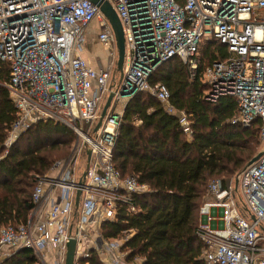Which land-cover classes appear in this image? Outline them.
Instances as JSON below:
<instances>
[{"label":"built area","instance_id":"1","mask_svg":"<svg viewBox=\"0 0 264 264\" xmlns=\"http://www.w3.org/2000/svg\"><path fill=\"white\" fill-rule=\"evenodd\" d=\"M106 1L124 36L119 80L114 33L90 0H0V61L8 64L3 86L15 111L5 150L40 121L64 124L76 137L65 158L36 176L27 221L0 227V248L8 250L0 261L30 248L35 264H64L67 243L74 238L73 264H90L92 255L102 264H140L138 257L130 261L123 248L129 233L106 238L102 230L121 210L135 212V196L150 192L137 176L122 177L113 165L124 110L136 93H147L190 134L185 113L170 106L166 87L151 84L149 77L178 57L193 78L201 43L208 38L224 45L227 56L202 68L206 98L233 97L237 114L232 122L249 126L258 120L264 141V0ZM93 20L108 55L100 68L81 56ZM112 80L114 95L95 131ZM196 236L207 264H264V154L241 170L237 187L220 179L209 182Z\"/></svg>","mask_w":264,"mask_h":264},{"label":"trees","instance_id":"2","mask_svg":"<svg viewBox=\"0 0 264 264\" xmlns=\"http://www.w3.org/2000/svg\"><path fill=\"white\" fill-rule=\"evenodd\" d=\"M198 71L192 78L188 65L178 57L162 63L151 84H163L168 103L183 111L187 133L174 113L153 96L136 93L126 104L113 151V165L122 177L135 175L150 192L135 196V212L121 210L117 220L102 226L106 238L130 237L123 248L131 261L140 264H207L201 258L202 242L196 236L199 211L207 186L213 179L232 183L257 152L259 121L249 126L232 122L237 114L231 96L207 99L202 68L226 58L224 45L204 40ZM8 64L0 61V227L27 221L33 208L37 175L45 174L54 150L70 147L74 133L64 124L40 121L33 124L8 149L4 140L14 119L8 90ZM30 248H21L0 264H35ZM90 264H102L92 255Z\"/></svg>","mask_w":264,"mask_h":264},{"label":"water","instance_id":"3","mask_svg":"<svg viewBox=\"0 0 264 264\" xmlns=\"http://www.w3.org/2000/svg\"><path fill=\"white\" fill-rule=\"evenodd\" d=\"M94 5H96L100 12L105 16L107 19L108 23L110 24L112 31L114 33L115 37V42H116V49H117V62H116V71L119 74L118 80L122 76V66H123V61H124V36L121 28V23L119 21V18L117 14L115 13L114 9L111 7V5L106 1V0H90ZM116 83L115 80H112L111 86L109 87V91L107 93L106 99L102 105L101 108V113L98 119V122L94 128L96 131L98 127L101 124V121L103 117L105 116L107 109L112 101L113 98V90H114V84ZM87 154V161L89 160L90 157V151H86ZM264 154V151L258 152L247 164L251 165L254 162H256L261 156ZM84 175V174H83ZM235 187H237L238 184V178L235 179ZM79 194L80 192L76 193V199H75V205L77 206L78 204V199H79ZM75 239L71 238L69 239L67 243V250H66V257H65V263L64 264H73V257L75 253ZM21 248L17 249L15 252L19 251Z\"/></svg>","mask_w":264,"mask_h":264},{"label":"crops","instance_id":"4","mask_svg":"<svg viewBox=\"0 0 264 264\" xmlns=\"http://www.w3.org/2000/svg\"><path fill=\"white\" fill-rule=\"evenodd\" d=\"M100 31V26L96 20H93L88 26L86 42L81 56L93 68L104 67L107 64L108 55L103 46L97 40V34ZM95 49V51H94ZM8 250L0 248V255H6ZM4 258V257H3Z\"/></svg>","mask_w":264,"mask_h":264},{"label":"rangeland","instance_id":"5","mask_svg":"<svg viewBox=\"0 0 264 264\" xmlns=\"http://www.w3.org/2000/svg\"><path fill=\"white\" fill-rule=\"evenodd\" d=\"M201 47H202V44H201ZM94 51H95V49H94ZM118 76H119V74L117 73V77H118ZM100 113H101V110L98 111L97 114H96V118H97V120L99 119ZM75 141H76V137H75V135H74V139H73V141H72L70 147H68V148H58V149L54 150V153H53V159H54V160H58V159H63V158H65V157L67 156V154L69 153V151H70L72 145L75 143ZM261 151H264V141H260V144L257 146V152L255 153V155H256L258 152H261ZM255 155H254V156H255ZM82 166H84V165L82 164ZM236 178H238V176H237ZM236 178H235V179H236ZM235 179L233 180V183L235 182ZM203 199H204V198H203Z\"/></svg>","mask_w":264,"mask_h":264}]
</instances>
